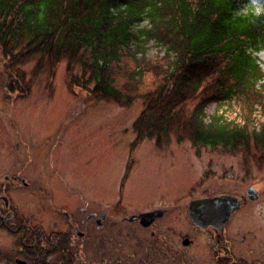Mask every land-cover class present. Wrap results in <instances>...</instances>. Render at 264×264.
<instances>
[{
	"label": "trees",
	"instance_id": "trees-1",
	"mask_svg": "<svg viewBox=\"0 0 264 264\" xmlns=\"http://www.w3.org/2000/svg\"><path fill=\"white\" fill-rule=\"evenodd\" d=\"M250 4L0 0L7 88L28 92L24 66L30 62L51 74L65 63L74 87L121 106L143 101L135 122L139 140L174 134L197 147L242 153L262 166L264 121L257 126V108L264 116V73L257 53L264 48V16L240 11ZM151 45L158 51L153 57ZM231 105L239 114L247 111L237 116L243 124L228 118Z\"/></svg>",
	"mask_w": 264,
	"mask_h": 264
},
{
	"label": "rangeland",
	"instance_id": "rangeland-1",
	"mask_svg": "<svg viewBox=\"0 0 264 264\" xmlns=\"http://www.w3.org/2000/svg\"><path fill=\"white\" fill-rule=\"evenodd\" d=\"M150 47V56L157 55ZM257 56L264 73V48ZM35 66H24L28 92L9 90L11 76L0 56V199L7 196L14 205L36 212L40 200L75 210L95 208L102 198L110 205L123 199L140 206L176 196L180 231L195 236L188 255L195 264H213L211 228L194 234L187 206L222 194L244 197L245 207L228 226V238L241 254L244 246L264 250V164L247 162L242 153L178 141L174 134L168 140H139L135 122L143 101L121 106L74 87L65 63L53 74ZM234 106L228 118L238 121L237 116L247 115ZM214 110L212 105L210 112ZM251 187L259 196L250 200Z\"/></svg>",
	"mask_w": 264,
	"mask_h": 264
},
{
	"label": "flooded vegetation",
	"instance_id": "flooded-vegetation-1",
	"mask_svg": "<svg viewBox=\"0 0 264 264\" xmlns=\"http://www.w3.org/2000/svg\"><path fill=\"white\" fill-rule=\"evenodd\" d=\"M235 197L240 208L229 221L206 229L192 221L193 233L211 228L213 264H264V250L244 246L241 254L228 238V226L246 203ZM0 200V264H195L187 253L195 236L180 231L176 196L140 206L123 199L110 205L102 198L95 208L75 210L40 200L36 212L14 205L7 196Z\"/></svg>",
	"mask_w": 264,
	"mask_h": 264
},
{
	"label": "water",
	"instance_id": "water-1",
	"mask_svg": "<svg viewBox=\"0 0 264 264\" xmlns=\"http://www.w3.org/2000/svg\"><path fill=\"white\" fill-rule=\"evenodd\" d=\"M250 199L257 198L256 190L251 187L247 191ZM240 200L233 195H219L217 197H208L197 199L190 202L189 216L196 226L208 228L213 226L220 228L230 220L232 211L240 208Z\"/></svg>",
	"mask_w": 264,
	"mask_h": 264
},
{
	"label": "clouds",
	"instance_id": "clouds-1",
	"mask_svg": "<svg viewBox=\"0 0 264 264\" xmlns=\"http://www.w3.org/2000/svg\"><path fill=\"white\" fill-rule=\"evenodd\" d=\"M245 11L253 13L256 17L264 16V0H251V7ZM257 116L259 118L257 126H259V122L264 121V116L260 115L259 108H257ZM237 122L243 124V120H238Z\"/></svg>",
	"mask_w": 264,
	"mask_h": 264
}]
</instances>
